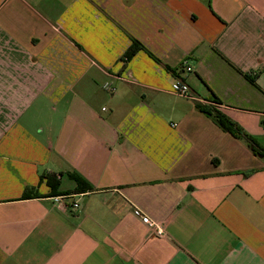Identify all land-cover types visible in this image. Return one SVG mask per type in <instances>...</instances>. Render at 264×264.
Returning a JSON list of instances; mask_svg holds the SVG:
<instances>
[{"label": "crops", "instance_id": "0c3cea01", "mask_svg": "<svg viewBox=\"0 0 264 264\" xmlns=\"http://www.w3.org/2000/svg\"><path fill=\"white\" fill-rule=\"evenodd\" d=\"M0 264H264V0H0Z\"/></svg>", "mask_w": 264, "mask_h": 264}, {"label": "trees", "instance_id": "16d2710c", "mask_svg": "<svg viewBox=\"0 0 264 264\" xmlns=\"http://www.w3.org/2000/svg\"><path fill=\"white\" fill-rule=\"evenodd\" d=\"M140 50H143V47L135 40H131V44L129 48L125 51L122 57V61L124 63L128 62L132 57ZM247 77V76H246ZM251 83H254V80L247 77ZM211 100L210 105H199L196 104V109L204 114L206 117L211 119L214 124L221 129L223 132L230 134L232 137L244 142L246 146L255 154H261L259 152L260 149L256 140L245 133L237 124L229 120L224 114L217 110V107L220 106V101L215 97V95L210 92ZM262 155V154H261ZM46 184L51 188H55L58 186V183L54 179V177L46 176ZM74 180L80 185L79 180L74 178ZM55 183V184H54ZM88 189V188H87ZM83 192V191H82Z\"/></svg>", "mask_w": 264, "mask_h": 264}, {"label": "built area", "instance_id": "2783aa9c", "mask_svg": "<svg viewBox=\"0 0 264 264\" xmlns=\"http://www.w3.org/2000/svg\"><path fill=\"white\" fill-rule=\"evenodd\" d=\"M183 70L185 72H187V73H190L191 70H192L191 67L187 66V61H183L182 65L176 71H183ZM103 89L105 91L110 92V93H112V91H113L107 84H105L103 86ZM170 91L173 94L181 96V97H188L189 96V88H188V86L184 82H182L180 80H174L172 82L171 87H170ZM65 198H67V196H65V195L54 196V197H52L53 204L57 208L61 209L62 211H65V209H66V205L64 203ZM71 206L73 208H77L78 207L77 203H74V202L71 204ZM141 219H142V222L149 229L154 231L153 232L154 236H156V237H163L164 236V234L162 232V229L160 227H158V225L153 223L150 219H148L145 216H142Z\"/></svg>", "mask_w": 264, "mask_h": 264}]
</instances>
